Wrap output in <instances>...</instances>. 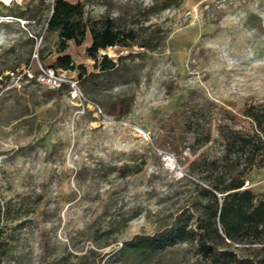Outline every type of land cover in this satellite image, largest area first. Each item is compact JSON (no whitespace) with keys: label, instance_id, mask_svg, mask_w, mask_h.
<instances>
[{"label":"rangeland","instance_id":"rangeland-1","mask_svg":"<svg viewBox=\"0 0 264 264\" xmlns=\"http://www.w3.org/2000/svg\"><path fill=\"white\" fill-rule=\"evenodd\" d=\"M52 1L0 0V264H202L192 239L127 245L195 228L215 181L243 174L264 198V153L220 159L222 132L252 133L245 109L264 111V0H80L135 40L98 52L107 70L69 42L74 66L56 71L79 99L41 80L59 42Z\"/></svg>","mask_w":264,"mask_h":264},{"label":"trees","instance_id":"trees-1","mask_svg":"<svg viewBox=\"0 0 264 264\" xmlns=\"http://www.w3.org/2000/svg\"><path fill=\"white\" fill-rule=\"evenodd\" d=\"M46 26L58 31L57 54L49 64L55 72L74 66L71 54L66 51L70 41L76 46L85 43L88 55L94 62L99 58L97 65L101 70H107L116 62L105 53L99 57L98 52L116 45L127 46L135 40L131 29L117 28L109 16L100 19L84 17L80 0H53ZM244 114L250 118L255 130L252 133L241 129L222 132L220 159L224 168L233 162L240 163L243 158L251 165L259 153H264V111L248 107ZM256 164L264 166V158ZM223 171L220 170L221 174ZM242 175H234L228 181H215L210 189H205L210 202L205 207V217L196 223L195 228L187 227L186 223L179 224L159 237L139 236L127 248L132 253L150 255L178 241L192 239L197 243L202 264H264V198L256 199L253 191L244 186ZM225 239L248 246L258 245L254 251L261 256H239L227 248L216 247V243H225Z\"/></svg>","mask_w":264,"mask_h":264},{"label":"built area","instance_id":"built-area-1","mask_svg":"<svg viewBox=\"0 0 264 264\" xmlns=\"http://www.w3.org/2000/svg\"><path fill=\"white\" fill-rule=\"evenodd\" d=\"M41 80L49 87L67 85L68 94L74 99H79L82 96L81 89L76 80L66 77L62 73L55 72L53 68L42 69Z\"/></svg>","mask_w":264,"mask_h":264},{"label":"bare ground","instance_id":"bare-ground-1","mask_svg":"<svg viewBox=\"0 0 264 264\" xmlns=\"http://www.w3.org/2000/svg\"><path fill=\"white\" fill-rule=\"evenodd\" d=\"M4 1L8 2L9 0H4Z\"/></svg>","mask_w":264,"mask_h":264}]
</instances>
